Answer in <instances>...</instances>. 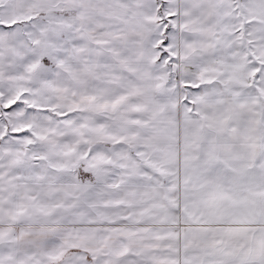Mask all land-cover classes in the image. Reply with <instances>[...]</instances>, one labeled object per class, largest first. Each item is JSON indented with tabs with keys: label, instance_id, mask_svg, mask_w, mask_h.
<instances>
[{
	"label": "snow or ice",
	"instance_id": "1",
	"mask_svg": "<svg viewBox=\"0 0 264 264\" xmlns=\"http://www.w3.org/2000/svg\"><path fill=\"white\" fill-rule=\"evenodd\" d=\"M0 264H264V0H0Z\"/></svg>",
	"mask_w": 264,
	"mask_h": 264
}]
</instances>
